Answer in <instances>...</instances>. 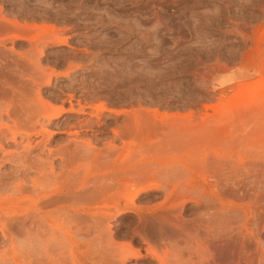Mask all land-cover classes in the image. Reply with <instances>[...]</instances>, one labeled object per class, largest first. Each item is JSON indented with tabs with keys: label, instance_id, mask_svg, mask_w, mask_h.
Wrapping results in <instances>:
<instances>
[{
	"label": "rangeland",
	"instance_id": "obj_1",
	"mask_svg": "<svg viewBox=\"0 0 264 264\" xmlns=\"http://www.w3.org/2000/svg\"><path fill=\"white\" fill-rule=\"evenodd\" d=\"M0 264H264V0H0Z\"/></svg>",
	"mask_w": 264,
	"mask_h": 264
},
{
	"label": "bare ground",
	"instance_id": "obj_2",
	"mask_svg": "<svg viewBox=\"0 0 264 264\" xmlns=\"http://www.w3.org/2000/svg\"><path fill=\"white\" fill-rule=\"evenodd\" d=\"M250 92V91H249ZM253 93V92H252ZM250 94V93H249ZM243 97V96H242ZM104 108V107H103ZM51 109V108H50ZM56 110V109H55ZM54 110V111H55ZM102 110V109H101ZM64 110L61 108L60 110H58L57 112H56V114L54 115V117L55 118H57L58 116H60L61 115V112H63ZM52 112V111H51ZM48 113V112H47ZM64 113V112H63ZM167 118V117H166ZM165 119V118H164ZM170 119V118H169ZM172 120V119H171ZM168 121V120H167ZM168 123V122H167ZM166 124V123H165ZM15 139H16V137L14 138V141H15ZM103 190H104V188H103ZM101 193V192H100ZM103 193V192H102ZM54 201V200H53ZM46 204V203H45ZM53 204V203H52ZM40 205V204H39ZM38 206V205H37ZM41 206V205H40ZM32 208V207H31ZM33 210H37V207L36 206H34V209ZM52 215H55V214H52ZM58 217H48V219H47V221H46V224L48 223L49 225H46V226H50V228H52V230L51 231H53V230H56V228H57V226L59 227V225L57 224V219ZM42 221H44L43 219H42ZM59 222V221H58ZM43 223H45V221L43 222ZM61 225V224H60ZM43 226V225H42ZM49 228V229H50ZM58 230V229H57Z\"/></svg>",
	"mask_w": 264,
	"mask_h": 264
}]
</instances>
